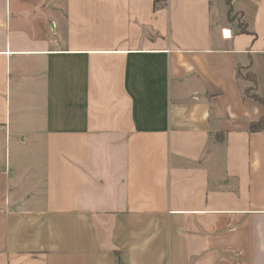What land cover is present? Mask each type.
<instances>
[{
	"label": "crops",
	"instance_id": "crops-1",
	"mask_svg": "<svg viewBox=\"0 0 264 264\" xmlns=\"http://www.w3.org/2000/svg\"><path fill=\"white\" fill-rule=\"evenodd\" d=\"M238 71L264 0H0V264H264Z\"/></svg>",
	"mask_w": 264,
	"mask_h": 264
},
{
	"label": "trees",
	"instance_id": "trees-1",
	"mask_svg": "<svg viewBox=\"0 0 264 264\" xmlns=\"http://www.w3.org/2000/svg\"><path fill=\"white\" fill-rule=\"evenodd\" d=\"M244 32V31H243ZM237 77L239 79H245L251 83L250 87H247L243 90V94L245 97L252 99L253 101L257 102L263 110V114L259 119L249 124V132L250 133H258L264 131V100L259 97L256 92V78L255 75L247 71L244 74L237 72Z\"/></svg>",
	"mask_w": 264,
	"mask_h": 264
},
{
	"label": "rangeland",
	"instance_id": "rangeland-1",
	"mask_svg": "<svg viewBox=\"0 0 264 264\" xmlns=\"http://www.w3.org/2000/svg\"><path fill=\"white\" fill-rule=\"evenodd\" d=\"M232 19H234L235 18V16L234 17H231Z\"/></svg>",
	"mask_w": 264,
	"mask_h": 264
},
{
	"label": "built area",
	"instance_id": "built-area-1",
	"mask_svg": "<svg viewBox=\"0 0 264 264\" xmlns=\"http://www.w3.org/2000/svg\"><path fill=\"white\" fill-rule=\"evenodd\" d=\"M225 34V31L223 32ZM229 36V35H228Z\"/></svg>",
	"mask_w": 264,
	"mask_h": 264
},
{
	"label": "bare ground",
	"instance_id": "bare-ground-1",
	"mask_svg": "<svg viewBox=\"0 0 264 264\" xmlns=\"http://www.w3.org/2000/svg\"><path fill=\"white\" fill-rule=\"evenodd\" d=\"M228 34V33H227ZM229 35V34H228Z\"/></svg>",
	"mask_w": 264,
	"mask_h": 264
}]
</instances>
